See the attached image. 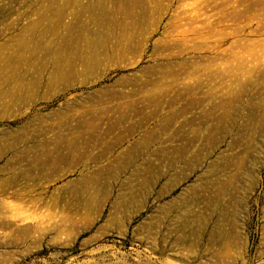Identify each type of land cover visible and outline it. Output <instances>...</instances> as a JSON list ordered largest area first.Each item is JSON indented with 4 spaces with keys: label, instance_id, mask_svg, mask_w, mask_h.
<instances>
[{
    "label": "rangeland",
    "instance_id": "1",
    "mask_svg": "<svg viewBox=\"0 0 264 264\" xmlns=\"http://www.w3.org/2000/svg\"><path fill=\"white\" fill-rule=\"evenodd\" d=\"M0 264H264V0H0Z\"/></svg>",
    "mask_w": 264,
    "mask_h": 264
},
{
    "label": "bare ground",
    "instance_id": "2",
    "mask_svg": "<svg viewBox=\"0 0 264 264\" xmlns=\"http://www.w3.org/2000/svg\"><path fill=\"white\" fill-rule=\"evenodd\" d=\"M37 227H40V226H37ZM28 228H30V226H28ZM32 228V227H31ZM34 228H36L35 226H34Z\"/></svg>",
    "mask_w": 264,
    "mask_h": 264
}]
</instances>
